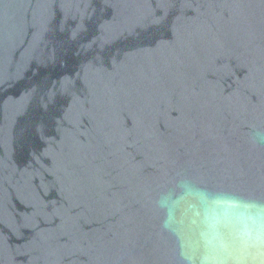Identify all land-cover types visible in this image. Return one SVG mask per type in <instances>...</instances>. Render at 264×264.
<instances>
[{
    "label": "water",
    "instance_id": "water-1",
    "mask_svg": "<svg viewBox=\"0 0 264 264\" xmlns=\"http://www.w3.org/2000/svg\"><path fill=\"white\" fill-rule=\"evenodd\" d=\"M0 264H264V0H0Z\"/></svg>",
    "mask_w": 264,
    "mask_h": 264
}]
</instances>
